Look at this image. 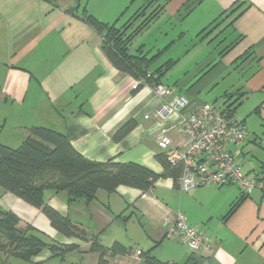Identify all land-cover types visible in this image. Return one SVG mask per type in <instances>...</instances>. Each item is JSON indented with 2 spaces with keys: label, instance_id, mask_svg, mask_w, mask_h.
I'll list each match as a JSON object with an SVG mask.
<instances>
[{
  "label": "crops",
  "instance_id": "crops-1",
  "mask_svg": "<svg viewBox=\"0 0 264 264\" xmlns=\"http://www.w3.org/2000/svg\"><path fill=\"white\" fill-rule=\"evenodd\" d=\"M136 1L138 5H134ZM142 1L0 0V80L9 82L6 99L15 98L11 95L22 83L25 85L22 101L29 89L41 87V97L34 100L30 92L31 99L25 108V113L35 109L40 117L25 118L28 120L17 133L16 141L24 138L31 125L50 126L64 131L73 148L90 160L132 161L156 173L163 171L156 156L162 153L156 135L165 128L173 145H180L184 138L176 126L179 112L153 116L166 99L158 97L149 85L134 90V78L112 65L101 50L99 34L82 19L85 8L109 22L111 19L105 15L132 13ZM232 6L238 8L233 15L239 14L231 24L227 20L218 26L216 31L223 30L216 39L224 42L226 32L242 38L203 76L200 86L222 76L235 60L252 52L243 63L253 66L239 87L247 91L244 98L251 97L255 107L258 105L256 113H260L263 125L264 0H170L163 12L182 21L201 8L203 16L195 20L200 23V31ZM215 60L218 58L211 61ZM188 90L186 111L202 102L194 94L198 89ZM177 91L183 93L178 86ZM145 114L150 117L144 118ZM130 118L137 121L136 126L114 140L113 133ZM241 120L245 124V118ZM238 149L239 160L250 152L249 167L242 168L244 172L254 174L264 170V125L260 135L255 133L251 137L248 132ZM239 194L234 184L202 185L185 191L172 177L163 176L144 191L126 185H119L111 193L100 189L89 203L81 200L68 203L64 191L47 190L44 198L61 214L81 223L102 246L110 248L117 243L127 248V253L106 256L107 264H147L142 255H135L136 250L170 264H264V189L255 188L224 218ZM12 200L13 206L6 209L19 217L20 225L29 224L59 242L79 245V250L67 253L63 261L43 249L32 258L33 264H97L99 255L89 250V242L65 238L50 226L40 209L17 196ZM179 212L185 215L187 224L201 230L210 240V252H192L178 237L165 235ZM11 258L15 257L8 258L9 264Z\"/></svg>",
  "mask_w": 264,
  "mask_h": 264
},
{
  "label": "trees",
  "instance_id": "trees-1",
  "mask_svg": "<svg viewBox=\"0 0 264 264\" xmlns=\"http://www.w3.org/2000/svg\"><path fill=\"white\" fill-rule=\"evenodd\" d=\"M169 1L143 0L120 25L118 21L121 16L112 22H106L88 13L85 8L82 11V19L99 34L101 50L108 60L116 69L134 78L136 83L134 90L142 85L153 87L159 83L164 84L162 76L176 62V59L169 58L151 69L150 66L156 54L148 55L150 50H143L141 46L135 51L131 50L134 38L159 17ZM229 10L228 12L223 10L198 31L197 36L200 41L207 39L213 32L216 33L210 40L215 39L223 30L222 28L216 31L222 22L227 20H229L227 24L233 22V18L239 14L237 12L233 15L238 8L232 6ZM226 12L227 14L223 16ZM240 38L242 36L238 35L221 48L218 60L211 62L196 82L228 54L238 44ZM251 54L252 52L246 53L240 58L241 62ZM171 85L177 89L178 80ZM246 93L247 91L242 87H237L231 92L225 90L220 96L225 97L226 100L218 106L222 107L228 116L235 119L236 107L244 99ZM209 103L215 105L213 101ZM258 108L257 105L253 111L258 112ZM235 120L245 128L247 136L244 121ZM136 124L137 121L130 118L113 133V139L119 140ZM26 130L24 138L16 146L0 142V186L27 204L40 209L47 217L50 226L60 235L89 242V250L99 255L97 264H107L106 256L116 252L127 253L128 250L117 243L110 248L102 246L96 237L89 235L81 223L71 220L45 202V191L66 192L68 203L79 200L89 203L96 198L100 189L111 193L119 185H126L144 191L148 190L155 180L163 176L172 177L178 186L180 170L172 167L163 153L156 154L163 165V171L156 173L132 161L97 162L90 160L73 148L64 131L50 126L31 125ZM254 175L259 182L263 183L261 188L264 189V170ZM248 195L240 191L239 196L230 204L224 218L229 217ZM43 249H47L51 256L63 261L67 253L78 251L79 245L59 242L29 224L20 225V219L13 211L0 207V251L3 253V256H0V264H7L9 257L21 259L26 264H33L32 258ZM140 255L144 257L147 264H170L157 259L148 252H141Z\"/></svg>",
  "mask_w": 264,
  "mask_h": 264
},
{
  "label": "rangeland",
  "instance_id": "rangeland-1",
  "mask_svg": "<svg viewBox=\"0 0 264 264\" xmlns=\"http://www.w3.org/2000/svg\"><path fill=\"white\" fill-rule=\"evenodd\" d=\"M134 5H138V1ZM132 13H125L120 15L118 24L120 25ZM116 15H105V18H110L109 22L114 21ZM203 13L201 8L192 11L182 21H178L175 17H170L166 12L161 13L153 22L139 33L131 44V50L135 51L137 47H142L143 50H150L148 55L156 54L155 60L152 62L150 68L153 69L159 64L163 63L169 58L176 59L170 68L162 76L163 83L172 84L178 80V87H181L182 92L187 94L186 90H196L195 97L200 101L214 102L215 105L223 104L225 97L220 96L225 90L234 91L237 87L241 86L246 78L245 75L252 68V64L243 63L240 59L233 62L222 76L216 77L205 86L202 85V78L196 82L199 76L202 75L204 70L209 66L213 58H218V53L221 48L234 39L235 35L232 32H224L228 37L219 43L218 38H210L216 33L213 32L207 39L200 41L197 36L199 24L195 23L202 18ZM222 33V35H225ZM220 35V34H219ZM159 50V51H158ZM211 61V62H210ZM208 63V64H207ZM22 83L19 90L6 99V94L9 93V82L5 79L0 80V142L1 140L7 142L9 145L19 144L17 133L23 129L21 126L27 122L25 118L40 117V114L34 110L25 113L26 105L30 98V92L33 93V99L38 100L41 96V87L27 91L25 98L22 101L25 85ZM199 87V88H197ZM44 89V88H43ZM37 90V91H36ZM45 90V89H44ZM188 90V92L190 91ZM217 98V99H216ZM216 99V100H215ZM255 104L253 98H244L241 103L236 107L234 118L241 120L245 118V126L251 137L255 133L260 135L263 131L262 117L260 113L253 111ZM36 112V113H35ZM29 118V119H30ZM17 135V136H16ZM254 152H257L255 150ZM248 159H250V152L240 160L242 168L249 167ZM14 194L4 190L0 186V207L3 209L13 206ZM13 197V198H11ZM12 264H23L24 262L17 258L10 259ZM9 264V263H7Z\"/></svg>",
  "mask_w": 264,
  "mask_h": 264
},
{
  "label": "built area",
  "instance_id": "built-area-1",
  "mask_svg": "<svg viewBox=\"0 0 264 264\" xmlns=\"http://www.w3.org/2000/svg\"><path fill=\"white\" fill-rule=\"evenodd\" d=\"M136 83L134 81L133 87ZM155 94L166 102L160 104L153 116L179 112L177 131L184 138L180 145H173L172 139L161 129L156 135L159 149L172 167L180 170L178 187L189 190L202 185H236L240 191L250 194L261 188L254 174L243 171L239 160L240 144L246 137L245 128L228 116L223 108L209 102H201L189 111V98L179 93L175 86L159 83L152 87ZM145 114L144 118H149ZM165 235L176 236L190 251L212 250L210 240L203 232L186 223L185 215L179 212L166 228ZM135 255L141 251L136 250Z\"/></svg>",
  "mask_w": 264,
  "mask_h": 264
}]
</instances>
